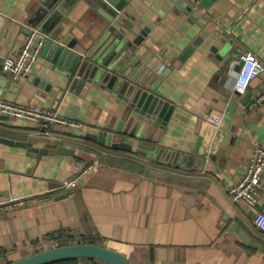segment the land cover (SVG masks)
<instances>
[{"label": "crops", "instance_id": "1", "mask_svg": "<svg viewBox=\"0 0 264 264\" xmlns=\"http://www.w3.org/2000/svg\"><path fill=\"white\" fill-rule=\"evenodd\" d=\"M41 1L0 0V57L18 53ZM185 1L123 0L110 21L86 2L69 0L57 18V35L81 53L104 38L120 39L126 52L118 71L174 104L158 143L184 154L198 147L213 162L184 168L166 159L153 162L149 154L140 160L180 177V183L101 165L96 152L111 148L82 134L90 128L114 130L124 105L116 93L99 87L68 90L67 78L40 52L30 74L15 81V92L10 73L0 68V82L7 79L0 98L9 101L12 95L11 102L19 105L54 108L82 125L42 130L0 114V136L21 142L0 143V198L5 201L0 204V264L63 243L60 233L119 251L132 264H264V253L251 251L230 229L236 222L264 245V229L253 223L255 211L264 212V172L255 207L229 194L253 146L264 147V102L250 106L264 90V71L246 90H233L240 54L251 51L264 64V0H213L186 13ZM189 46L190 53L181 58ZM37 77L50 87L35 85ZM209 112L221 116V128L208 122ZM57 145L77 149V155L58 154ZM41 148L50 152L39 155ZM68 180L75 184L58 187ZM70 264L103 263L77 258Z\"/></svg>", "mask_w": 264, "mask_h": 264}, {"label": "water", "instance_id": "2", "mask_svg": "<svg viewBox=\"0 0 264 264\" xmlns=\"http://www.w3.org/2000/svg\"><path fill=\"white\" fill-rule=\"evenodd\" d=\"M89 4L97 13L113 20L123 0H82ZM120 1V2H119ZM213 0H194L188 2L185 13L190 12L192 6L205 8ZM69 0H42L34 14L30 17L29 26H37L45 35L40 47V54L47 57L53 68L67 78V89L72 91H86L99 87L107 92L116 93L124 102L120 117L113 131L90 128L82 136L107 148H116L125 152H140L151 155L154 161L166 159L168 164L176 163L190 168L197 161L200 168L213 156H203L195 147L191 153L184 154L179 151L168 152L167 148L158 143V137L174 109V104L162 97L151 87L133 83L125 74L118 71L124 62L126 48L120 39L104 38L94 43L85 53L73 49L66 38L57 35L56 21L64 3ZM190 2V3H189ZM56 18V19H55ZM57 37V38H56ZM195 44V43H193ZM192 44V45H193ZM193 46L187 47L181 58L186 57ZM2 57L0 68L2 69ZM9 72L4 71V74ZM0 82V88L7 83ZM33 83L38 87L48 89L50 84L38 77ZM18 84L11 82V91L17 90ZM63 91V90H62ZM1 93V90H0ZM248 94H245V98ZM9 101L14 96L7 97ZM0 143L8 145H21V142L0 136ZM58 154L77 155V149L65 145H57L54 150ZM50 152L48 148L39 149V155ZM4 198H0L2 200ZM235 230L241 241L251 249L264 253V245L252 239L243 229L238 228L236 222L230 225ZM77 258H94L103 264H132L121 252L106 246L78 242L72 244L56 245L28 256L4 264H49L51 262Z\"/></svg>", "mask_w": 264, "mask_h": 264}, {"label": "built area", "instance_id": "3", "mask_svg": "<svg viewBox=\"0 0 264 264\" xmlns=\"http://www.w3.org/2000/svg\"><path fill=\"white\" fill-rule=\"evenodd\" d=\"M194 1V0H189ZM45 39V35L37 26H29L25 41L15 56L2 57V69L8 71L12 80L19 81L25 79L31 71L33 63L39 56L40 47ZM240 68L237 81L233 84L234 91H244L247 89L252 79L264 71V64L251 51H246L238 57ZM165 64L158 67L162 70ZM264 102V90L257 94L250 106L260 105ZM0 114L12 119H22L32 123L36 128L42 130L51 129H80L78 121L63 117L54 108L39 104L19 105L11 101L0 98ZM208 122L215 128H221V116L217 113L209 112L206 117ZM90 167L86 164L85 168ZM264 172V147L255 145L250 153L246 169L241 177L232 183L229 194L233 201H244L251 207H255L260 191V182ZM75 184L73 180L64 181L58 187L66 188ZM5 201L0 200V204ZM253 223L264 229V212L257 210L253 216Z\"/></svg>", "mask_w": 264, "mask_h": 264}, {"label": "trees", "instance_id": "4", "mask_svg": "<svg viewBox=\"0 0 264 264\" xmlns=\"http://www.w3.org/2000/svg\"><path fill=\"white\" fill-rule=\"evenodd\" d=\"M73 147H77L85 152H92L95 151L92 148L85 146V145H72ZM98 154L99 160L98 162L101 165H115L119 167H125L130 170H134L139 172L140 174L153 178V179H158L163 178L167 180L168 182H182V179L180 177L175 178L171 173H165L161 174V171L157 167H152L148 166L147 164L141 163L143 160H148L149 156H147L144 153L140 152H125V151H120L116 148H111L107 153L101 154L100 152H96ZM130 154H133V156L128 157ZM128 155V156H127ZM58 240H64L63 243L59 242L58 245H63V244H72V243H78V242H86L85 240H74L71 236L67 234H62L60 233L59 236L57 237ZM251 251H254L253 249L249 248ZM93 259V258H89ZM77 259H66V260H59L55 262H51L49 264H70L72 262H75Z\"/></svg>", "mask_w": 264, "mask_h": 264}, {"label": "rangeland", "instance_id": "5", "mask_svg": "<svg viewBox=\"0 0 264 264\" xmlns=\"http://www.w3.org/2000/svg\"><path fill=\"white\" fill-rule=\"evenodd\" d=\"M152 161L154 162V160H152ZM173 167H176V163H173ZM173 167L171 169H174Z\"/></svg>", "mask_w": 264, "mask_h": 264}]
</instances>
